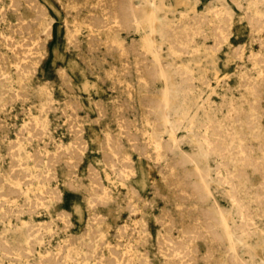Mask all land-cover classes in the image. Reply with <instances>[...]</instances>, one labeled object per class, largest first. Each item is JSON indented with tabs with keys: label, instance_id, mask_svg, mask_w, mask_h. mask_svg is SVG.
<instances>
[{
	"label": "rangeland",
	"instance_id": "obj_1",
	"mask_svg": "<svg viewBox=\"0 0 264 264\" xmlns=\"http://www.w3.org/2000/svg\"><path fill=\"white\" fill-rule=\"evenodd\" d=\"M116 1L115 0H107V1L106 0L105 1L104 0L103 1L102 0H56V1L55 0H32V1L31 0L28 1L0 0V24H1L0 42H3L0 44V60H1L0 73L2 72L0 75L1 78L0 108L2 109V110L0 109L1 110L0 111V124H1L0 126L1 127L0 128V264H43V262L45 264H56V263L57 264H97V262L99 264H105L106 262L107 264H116V263L133 264L134 262H135L134 264H165V263L192 264V262L193 261L195 262V260H197L195 264H203V263L230 264V260H229L230 258L228 259V257L230 256L228 255L229 253L227 251V248L225 249L226 247L225 243L217 242L212 238V236H210L205 231L203 227L204 226L203 218L201 217L202 216L201 204H199L198 199H196L197 197L192 190V181L194 180V177L190 176L191 165L186 161L185 157L186 155H192L196 151L195 140L198 139L196 125L192 127L191 131L194 133V135H192L188 128L189 127L188 118H185L180 123L176 124L177 127L176 136L179 140V148L184 152L183 155L179 154L180 155L179 156L177 154L179 153V150L172 147L169 150L170 153L169 152L164 153L162 155V158L160 159L156 157L154 150L150 145L149 135L152 133V128L160 124L159 112H160L162 81L160 79L158 69L161 66L167 74V79L170 84V88L177 89L180 98L185 96L184 99L187 105L190 106L189 111L191 115H193V113L196 112L198 113L200 118L207 116L213 119L215 122V132L218 134V138L217 141L215 142L214 151L210 154L208 159V165L210 166V173L212 178V181L210 182V187L215 198L218 199L223 204L226 202L225 196L223 194L222 186L218 184L219 175H217V172L224 173L225 171H228L235 175H239L241 178L245 180V183L248 188L249 196L252 197V201H253L251 202L249 211L251 213L250 215L253 218L255 224L252 225L251 228L252 230H254L255 228L256 231L255 230L254 231L256 234L252 235L251 239L249 240V243L251 244L249 245L237 243V251L239 257L247 264H263L264 261V242H263L264 215L263 214L264 213H261V211L264 209V206L261 204V199H259L256 196L264 197V184H263L264 183L263 181L264 180V78H263L264 77V53H263L264 52V36H263L264 35V0L262 2L261 0H231V1L230 0H178V1L177 0H116ZM153 2L157 5L158 20L162 21L163 23L162 28H164V33L162 34V36L159 35L158 33H153L151 36L145 22L142 23L143 25L142 29L141 27L137 28L135 24L131 22L127 23L125 20V16H123L127 12L129 13L130 6H132L136 10V13L140 17V19L143 20L144 12H147V10L150 7V4ZM38 3L40 4V6ZM238 3L240 4V6ZM76 4L77 6L79 5V7H77ZM120 4L122 6H120ZM123 4L126 5V7ZM34 5H36L35 10H33ZM42 5H43V9H42ZM127 5H129V8ZM175 5L178 7H175ZM71 6L73 7L70 8ZM117 6L118 8H116ZM123 6H124L123 10L127 9L124 10L126 11V13L122 10ZM208 8L210 12L208 11ZM107 9L110 11H108ZM214 11L216 12L215 14L213 13ZM115 12L116 13L118 12L117 13L118 15H116ZM111 13L113 14V16ZM2 15H3V19H2ZM115 16L120 17V19H118L119 21L118 25L115 24L114 21ZM4 17L7 18L4 19ZM100 18L102 21H104L103 22L104 24L102 23L101 20H99ZM186 18L187 19L189 18L188 21ZM90 19L93 20L91 21ZM124 20L127 23V25L126 23L124 25ZM206 20H208V22ZM25 22L26 25H24ZM38 22H42V23L39 24ZM31 23L34 24L32 25ZM218 25L221 28H219ZM40 26L42 27L40 28ZM120 26L123 28H121ZM216 26L218 28H216ZM168 27L169 28L172 27L173 29L172 28L169 29ZM16 31L18 33H16ZM174 32H176V36L174 35L175 34ZM12 33H15L16 35L15 34L13 35ZM25 34L27 35L26 37ZM217 34L221 37H219ZM147 35L152 37L153 39L152 44L147 45V43L145 42V37ZM29 36L32 37L30 38ZM8 37L11 40H8L9 39ZM93 37L95 38V40ZM96 37L97 39L100 38L102 41H100V39L97 40ZM68 40L69 42H67ZM259 41H261L262 44ZM39 43L40 44L42 43V46ZM89 43L91 44V46ZM3 46L5 47L3 48ZM117 46L118 48L116 49ZM108 49L109 51H107ZM16 50L19 52H17ZM92 51H94L95 53ZM137 51L139 55L137 54ZM117 52H119L120 54L119 53L117 54ZM85 55L86 57H84ZM31 56L34 57L32 58ZM156 56L158 58V59L156 58L158 62L155 59ZM23 58L24 59L26 58L24 62L22 61ZM118 59L120 61L122 59L121 63L123 65L122 64L119 65L120 62ZM6 60L7 62H9V66L8 63H6ZM13 60L15 62H13ZM90 60L92 62H90ZM135 60L137 64H133L135 63ZM31 62L33 63L31 64ZM23 64H25V66ZM85 64H87L86 66L88 68L84 66ZM125 67H127L128 71L127 70L124 71ZM21 70L22 72H20ZM123 76L125 79L123 78ZM113 81L115 82V84ZM251 81H253V83ZM112 82L113 84H111ZM20 91L22 92V94L20 93ZM13 94H15L14 97L12 96ZM140 95L141 96L144 95V96L141 97ZM146 97L147 98L149 97L152 101H150ZM143 98L146 99L144 100ZM51 100L53 103L49 102ZM138 100L139 101L142 100V102H139ZM66 101L70 103L67 104ZM143 102L146 105H144ZM70 104L72 105V107ZM68 105L70 106L68 107ZM203 106H205L204 109ZM257 106L260 108H258ZM227 109L229 111H227ZM142 112L145 114L143 115ZM139 113L141 115H139ZM70 116L73 118V120L71 119ZM77 116L79 119L77 118ZM127 120L129 122H127ZM75 121L78 124V126L75 123ZM67 122L70 123L68 124ZM72 122L76 126L75 129H74V125L72 126ZM123 122L125 123V125ZM150 126L152 127L151 129ZM135 127H136L135 130L138 129L137 131L135 130L133 131ZM145 128L147 131L145 130ZM24 129L27 131H25ZM128 130L131 132H128ZM5 132L8 133L6 134ZM125 132H127L128 135ZM35 133L36 135H34ZM108 135H110L109 137L113 140H111L108 137ZM103 137H105V139H103ZM126 139L128 140L126 141ZM19 140H21L22 143ZM165 140H167L166 136H165ZM74 141H76L78 144ZM8 145L11 146L8 147ZM24 145L26 146V148ZM133 145L134 148L136 147L137 149H134L132 147ZM145 146L148 149V151L147 149H145ZM31 149H33V152ZM36 149L39 152L36 151ZM106 151L108 152L110 151L111 153L107 152V156H106L105 154ZM147 152H149V154ZM77 153L79 155H77ZM111 155L114 157H111ZM103 156H104V160L102 158ZM143 156L146 158H143ZM108 157L111 158L110 161ZM129 157L131 160L129 159ZM105 158L107 160H105ZM150 158L152 160H150ZM40 160L42 163H40ZM76 160H78V162ZM174 160L176 163L173 162ZM164 162L166 163L164 164L166 166L162 167V164ZM69 163L70 165L67 167V164ZM105 163L108 165L110 164V166L106 165ZM124 163H126L125 166ZM119 165L120 167H118ZM90 166L92 168H90ZM108 167L110 169H108ZM159 168H163V169H159ZM165 169L169 172H167ZM171 169L173 171H171ZM181 170L182 173H180ZM123 171L124 173H122ZM3 172L5 175L2 174ZM8 172L10 174H8ZM67 172H69V174H67ZM93 172L96 174H94ZM66 174L69 176H66ZM98 176L100 177L98 178ZM175 176L177 177L175 178ZM181 176H183L184 178L183 177L181 178ZM80 179H81V183H80ZM161 179L163 182L161 181ZM182 179L184 182H182ZM164 181L168 184L164 183ZM187 182L189 183L187 184ZM81 184L84 187H82ZM186 185L187 188H185ZM188 186H190L191 188ZM99 187L101 190L99 189ZM189 188L192 191V194L190 193L191 191L189 190ZM256 189L259 190L257 191ZM45 190L48 191L47 194ZM92 190L95 191L92 192ZM183 190L185 193L183 192ZM91 192L93 195L91 194ZM161 192H163V194ZM186 192L188 193L187 195ZM258 192L260 193L262 192V193L260 194ZM37 195L41 199L40 201ZM123 197L125 198V200L123 199ZM50 198L52 199L50 200ZM151 198L153 199V201L151 200ZM173 198L174 201H172ZM254 198H256V200ZM96 199L98 202L96 201ZM185 200L188 202L187 204ZM115 201L117 205L115 204ZM96 202L99 203L100 205L99 204L95 205L97 204ZM109 202L112 203L110 204ZM132 202L133 204H131ZM47 204L49 206H47ZM260 204L262 207L260 206ZM178 206L179 208H177ZM162 207L163 208L165 207L164 210H162L163 209ZM180 209L181 211H179ZM118 211L120 212V214ZM111 212H113L114 214L112 215ZM254 212L255 214H252ZM258 213L263 217L260 215L258 216ZM96 215L100 218H98ZM101 215H103L102 218ZM95 219L101 221L97 222V220ZM199 219L200 221L202 220L201 223ZM113 220L115 222H113ZM156 220L159 221V224L156 223L158 222ZM195 220L197 222H195ZM174 224L177 227L179 226L177 230ZM182 225H184V227ZM62 226H64L65 228ZM128 226H130L131 228L129 227L130 228L129 229ZM192 226L194 228H192ZM142 229L144 230L142 231ZM188 229H190V231H188ZM163 231L165 232V234ZM126 232L129 233L127 234ZM189 232L190 235L188 234ZM191 232L193 234H191ZM205 233L207 234L205 235ZM126 234L128 235V237L125 236ZM84 235L87 236L84 237ZM163 235L167 236V238L171 237L170 238L171 240L168 238V240H170L171 243ZM181 235L183 236V238ZM186 235H188V238L191 239L193 242L189 240ZM175 237H176L175 239L176 241L173 240ZM202 237L206 241L203 240ZM257 237H259L260 241H262V245L259 246V248H257V245L255 244ZM73 238L78 244L73 243L75 242ZM95 238L96 240H94ZM128 239L129 240L131 239L130 243ZM157 241H161V242L158 243ZM180 241H182V243ZM106 242L108 245L109 244L110 245L107 246ZM215 242L218 244H216ZM86 243L87 246H85ZM144 243L146 244V246H144L145 245ZM120 244H121V248H120ZM171 245H173V247H171ZM184 245L185 247H188L187 249L188 251L190 250L189 252L184 247ZM178 247L179 249L181 248L182 249L177 250ZM172 248L175 250H173ZM70 249L73 251H71ZM107 249L110 251H107ZM143 249H145L147 252H144ZM126 250L129 252H127ZM170 251L172 252L170 253ZM213 251L214 253L215 252L217 253L213 254ZM118 252L119 253L123 252V253L119 254ZM63 253H65L66 255ZM210 253L212 256L208 255ZM246 253L248 254L246 255ZM132 254L134 255L132 256ZM175 254L177 257H179L178 258L179 261L177 260ZM12 255L15 256L13 257ZM205 256H208V259ZM192 257L195 258V260ZM69 258L73 260L71 261ZM126 258L127 260H129V262L126 260ZM130 258L133 260H131ZM186 258H188L189 260ZM199 258L201 261L199 260ZM107 260H109L110 262ZM123 260L124 262H121ZM207 260H210V262H208Z\"/></svg>",
	"mask_w": 264,
	"mask_h": 264
},
{
	"label": "bare ground",
	"instance_id": "obj_2",
	"mask_svg": "<svg viewBox=\"0 0 264 264\" xmlns=\"http://www.w3.org/2000/svg\"><path fill=\"white\" fill-rule=\"evenodd\" d=\"M11 1V0H10ZM28 1V0H27ZM32 1V0H31ZM56 1V0H55ZM103 1V0H102ZM105 1V0H104ZM107 1V0H106ZM116 1V0H115ZM178 1V0H177ZM231 1V0H230ZM263 0H261V2H262ZM71 2V1H70ZM74 2V1H73ZM80 2V1H79ZM78 2V3H79ZM82 2V1H81ZM99 2V1H98ZM117 2V1H116ZM124 2V1H123ZM152 2V1H151ZM184 2V1H183ZM260 2V1H259ZM37 3V2H36ZM35 3V4H36ZM108 3V2H107ZM114 3V2H113ZM121 3V2H120ZM125 3H127V2H125ZM240 3V2H239ZM238 3V4H239ZM23 4H24V2H23ZM33 4V3H32ZM39 4V3H38ZM58 4V3H57ZM84 4V3H83ZM87 4V3H86ZM100 4V3H99ZM106 4V3H105ZM111 4V3H110ZM122 4V3H121ZM120 4V6H122ZM132 4V3H131ZM162 4V3H161ZM181 4V3H180ZM18 5V4H17ZM65 5V4H64ZM67 5V4H66ZM80 5H81V3H80ZM124 5V4H123ZM186 5V4H185ZM184 5V6H185ZM33 6V5H32ZM35 6L36 5H34V9L33 10H35ZM39 6H40V4H39ZM75 6V5H74ZM76 6H77V4H76ZM89 6V5H88ZM97 6V5H96ZM101 6V5H100ZM105 6V5H104ZM109 6V5H108ZM125 7H126V5H124ZM124 6L122 7V10H123V8H124ZM128 6V8H129V5H127ZM239 6H240V4H239ZM28 7V6H27ZM73 6H71L70 8H72ZM77 7H79V5L77 6ZM110 7V6H109ZM175 7H178V6H176L175 5ZM14 8V7H13ZM37 8H38V6H37ZM62 8H64V7H62ZM76 8V7H75ZM81 8V7H80ZM85 8V7H84ZM89 8V7H88ZM91 8V7H90ZM94 8H96V7H94ZM93 8V9H94ZM114 8V7H113ZM116 8H118V6L116 7ZM7 9V8H6ZM42 9H43V5H42ZM64 9H66V8H64ZM77 9V8H76ZM104 9V8H103ZM112 9V8H111ZM121 9V8H120ZM14 10H16V9H14ZM32 10V11H33ZM73 10V9H72ZM108 10V9H107ZM124 10H127V9H124ZM123 10V11H124ZM9 11V10H8ZM12 11H13V9H12ZM25 11V10H24ZM83 11H85V10H83ZM95 11H96V9H95ZM105 11V10H104ZM108 11H110V10H108ZM195 11V10H194ZM208 11L210 12V10H209V8H208ZM217 11V10H216ZM48 12V11H47ZM46 12V13H47ZM74 12V11H73ZM79 12V11H78ZM85 12H87V11H85ZM125 13H126V11H124ZM15 13V12H14ZM33 13V12H32ZM43 13V12H42ZM67 13V12H66ZM89 13V12H88ZM100 13V12H99ZM116 13V12H115ZM118 13V12H117ZM116 13V15H118ZM142 13V12H141ZM214 14L216 13L215 11L213 12ZM48 14V13H47ZM83 14V13H82ZM112 14V13H111ZM35 15H37V14H35ZM78 15V14H77ZM88 15V14H87ZM86 15V16H87ZM97 15V14H96ZM102 15V14H101ZM107 15V14H106ZM5 16V15H4ZM21 16V15H20ZM73 16V15H72ZM85 16V17H86ZM112 16H113V14H112ZM123 16H125V20H126V22L128 23V22H131V23H133V24H135L136 25V27L138 28V27H141V29H142V27H143V25H142V23H144L145 22V24H146V26H147V28H148V31H149V33H150V35L152 36V34L153 33H158L159 35H161L162 36V34L164 33V28H162V26H163V23H162V21H159L158 20V17H157V5L153 2V3H151L150 4V7H149V9L147 10V12H144V16H143V20H141L140 19V17L137 15V13H136V10L132 7V6H130V9H129V13L127 12L125 15H123ZM187 16V15H186ZM193 16V15H192ZM205 16V15H204ZM203 16V17H204ZM39 17V16H38ZM94 17H95V15H94ZM100 17V16H99ZM98 17V18H99ZM121 17H122V15H121ZM211 17V16H210ZM7 18V17H6ZM5 17H4V19H6ZM72 18V17H71ZM74 18V17H73ZM205 18V17H204ZM2 19H3V15H2ZM87 19V18H86ZM107 19V18H106ZM118 19H120V17H117V16H115L114 17V21H115V24H117L118 25V23H119V21H118ZM187 19V18H186ZM185 19V20H186ZM189 19V18H188ZM188 19H187V21H188ZM202 19V18H201ZM200 19V20H201ZM213 19V18H212ZM41 20V19H40ZM39 20V21H40ZM91 20V19H90ZM89 20V21H90ZM93 20V19H92ZM91 20V21H92ZM98 20V19H97ZM99 20H101V18L99 19ZM111 20V19H110ZM125 20H124V25H125ZM210 20V19H209ZM252 20V19H251ZM260 20V19H259ZM20 21V20H19ZM24 21V20H23ZM45 21H46V19H45ZM51 21V20H50ZM102 21V20H101ZM108 21V20H107ZM207 22H208V20H206ZM3 22H4V20H3ZM33 22V21H32ZM65 22V21H64ZM63 22V23H64ZM104 21H102V23H103ZM109 22V21H108ZM23 23V22H22ZM28 23V22H27ZM39 24L40 23H42V22H38ZM49 23V22H48ZM86 23H88V22H86ZM92 23V22H91ZM94 23H95V21H94ZM97 23V22H96ZM123 23V22H122ZM127 23H126V25H127ZM4 24V23H3ZM17 24H19V23H17ZM32 24V23H31ZM34 24V23H33ZM32 24V25H33ZM65 24V23H64ZM63 24V25H64ZM93 24V23H92ZM100 24V23H99ZM104 24V23H103ZM108 24V23H107ZM114 24V25H115ZM168 24V23H167ZM1 25V24H0ZM8 25V24H7ZM10 25V24H9ZM24 25H26V22H25V24ZM51 25V24H50ZM96 25V24H95ZM95 25H93V26H95ZM124 25H122V26H124ZM178 25V24H177ZM13 26V25H12ZM16 26V25H15ZM14 26V27H15ZM20 26V25H19ZM37 26V25H36ZM97 26V25H96ZM102 26V25H101ZM131 26V25H130ZM219 26V25H218ZM223 26V25H222ZM10 27V26H9ZM9 27H7V28H9ZM21 27H22V24H21ZM24 27H26V26H24ZM33 27V26H32ZM42 26H40V28H41ZM67 27V26H66ZM108 27V26H107ZM121 27V26H120ZM6 28V29H7ZM26 28H28V27H26ZM65 28V27H64ZM94 28V27H93ZM96 28V27H95ZM121 28H123V27H121ZM128 28V27H127ZM126 28V29H127ZM130 28V27H129ZM169 28V27H168ZM172 28V27H171ZM171 28H169V29H171ZM196 28V27H195ZM216 28H218L217 26H216ZM219 28H221L220 26H219ZM249 28V27H248ZM261 28V27H260ZM20 29V28H19ZM23 29V28H22ZM28 29H30V28H28ZM32 29V28H31ZM35 29V28H34ZM48 29V28H47ZM72 29V28H71ZM100 29V28H99ZM110 29V28H109ZM118 29V28H117ZM136 29V28H135ZM173 29V28H172ZM198 29H200V28H198ZM212 29V28H211ZM250 29H251V27H250ZM249 29V30H250ZM40 30V29H39ZM67 30V29H66ZM69 30V29H68ZM76 30V29H75ZM176 30V29H175ZM214 30V29H213ZM212 30V31H213ZM216 30V29H215ZM263 30V29H262ZM9 31V30H8ZM15 31V30H14ZM26 31V30H25ZM41 31V30H40ZM108 31V30H107ZM119 31V30H118ZM193 31V30H192ZM198 31V30H197ZM7 32V31H6ZM21 32V31H20ZM30 32V31H29ZM35 32V31H34ZM33 32V33H34ZM68 32V31H67ZM75 32H77V31H75ZM88 32V31H87ZM103 32V31H102ZM219 32V31H218ZM256 32V31H255ZM262 32V31H261ZM260 32V33H261ZM1 33V32H0ZM5 33V32H4ZM16 33H18L17 31H16ZM31 33V32H30ZM39 33V32H38ZM43 33V32H42ZM44 33H45V31H44ZM43 33V34H44ZM69 33V32H68ZM93 33V32H92ZM107 33V32H106ZM114 33H115V31H114ZM173 33V32H172ZM175 34V36H176V32H174ZM199 33V32H198ZM214 33V32H213ZM217 33V32H216ZM220 33H221V31H220ZM263 33V32H262ZM7 34V33H6ZM13 35L15 34V33H12ZM76 34V33H75ZM202 34V33H201ZM200 34V35H201ZM219 34V33H218ZM217 34V35H218ZM16 35V34H15ZM23 35V34H22ZM36 35V34H35ZM47 35V34H46ZM66 35V34H65ZM64 35V36H65ZM100 35V34H99ZM198 35V34H197ZM206 35V34H205ZM221 35H222V33H221ZM227 35V34H226ZM6 36V35H5ZM27 35L25 34V37H26ZM38 36H40V35H38ZM42 36V35H41ZM82 36V35H81ZM94 36V35H93ZM215 36V35H214ZM219 36V35H218ZM258 36V35H257ZM264 36V35H263ZM2 37V36H1ZM10 37V36H9ZM8 37V38H9ZM30 37V36H29ZM32 37V36H31ZM30 37V38H31ZM69 37V36H68ZM71 37H73V36H71ZM91 37V36H90ZM139 37V36H138ZM173 37V36H172ZM205 37V36H204ZM207 37V36H206ZM219 37H221V36H219ZM225 37V36H224ZM223 37V38H224ZM94 38V37H93ZM21 39V38H20ZM27 39V38H26ZM36 39V38H35ZM96 39H97V37H96ZM100 38H98L97 40H99ZM104 39V38H103ZM202 39H203V37H202ZM219 39V38H218ZM8 40H11L10 38L8 39ZM32 40V39H31ZM39 40H40V38H39ZM73 40V39H72ZM94 40H95V38H94ZM114 40V39H113ZM257 40V39H256ZM3 41V40H2ZM16 41V40H15ZM18 41V40H17ZM22 41H23V39H22ZM26 41V40H25ZM42 41V40H41ZM44 41V40H43ZM71 41V40H70ZM75 41V40H74ZM100 41H102L101 39H100ZM112 41V40H111ZM110 41V42H111ZM250 41V40H249ZM252 41H253V39H252ZM12 42H14V41H12ZM66 42V41H65ZM67 42H69V40L67 41ZM86 42V41H85ZM90 42V41H89ZM109 42V41H108ZM118 42V41H117ZM130 42V41H129ZM145 42L147 43V45L148 44H152V42H153V39H152V37H150L149 35H147L146 37H145ZM260 43H261V41H259ZM259 42H257V43H259ZM1 43H3V42H0V44ZM17 43V42H16ZM19 43V42H18ZM29 43V42H28ZM44 43H46V42H44ZM77 43V42H76ZM105 43V42H104ZM103 43V44H104ZM116 43V42H115ZM27 44V43H26ZM36 44V43H35ZM40 44V43H39ZM67 44V43H66ZM90 44V43H89ZM93 44V43H92ZM106 44H107V42H106ZM114 44V43H113ZM130 44V43H129ZM133 44V43H132ZM131 44V45H132ZM262 44V43H261ZM260 44V45H261ZM33 45V44H32ZM41 46H42V43L40 44ZM86 45V44H85ZM94 45H95V43H94ZM93 45V46H94ZM140 45V44H139ZM7 46V45H6ZM27 46V45H26ZM41 46H39V47H41ZM44 46V45H43ZM67 46V45H66ZM70 46V45H69ZM90 46H91V44H90ZM89 46V47H90ZM108 46V45H107ZM109 46H111V45H109ZM168 46H169V44H168ZM5 46H3V48H4ZM18 47V46H17ZM36 47V46H35ZM71 47H73V46H71ZM87 47V46H86ZM104 47H105V45H104ZM115 47V46H114ZM141 47V46H140ZM140 47H137V48H140ZM10 48V47H9ZM15 48V47H14ZM34 48V47H33ZM32 48V49H33ZM97 48V47H96ZM118 48V46L116 47V49ZM126 48H127V46H126ZM25 49V48H24ZM92 49H94V48H92ZM237 49V48H236ZM6 50V49H5ZM77 50H78V48H77ZM80 50V49H79ZM86 50H87V48H86ZM106 50V49H105ZM128 50V49H127ZM136 50V49H135ZM192 50V49H191ZM242 50V49H241ZM259 50V49H258ZM17 51V50H16ZM21 51V50H20ZM34 51H37V50H34ZM100 51V50H99ZM107 51H109V49L107 50ZM9 52H10V50H9ZM17 52H19V51H17ZM91 52V51H90ZM92 52H94V51H92ZM97 52H98V50H97ZM126 52V51H125ZM129 52V51H128ZM127 52V53H128ZM136 52V51H135ZM195 52V51H194ZM236 52V51H235ZM234 52V53H235ZM4 53V52H3ZM14 53V52H13ZM22 53V52H21ZM25 53V52H24ZM31 53H34V52H31ZM38 53V52H37ZM44 53V52H43ZM95 53V52H94ZM101 53V52H100ZM103 53V52H102ZM119 52H117V54H118ZM131 53V52H130ZM140 53V52H139ZM142 53H143V51H142ZM178 53V52H177ZM264 53V52H263ZM16 54H18V53H16ZM39 54H41V53H39ZM38 54V55H39ZM90 54V53H89ZM99 54V53H98ZM109 54V53H108ZM113 54H115V53H113ZM120 54V53H119ZM137 54H138V51H137ZM233 54V53H232ZM261 54V53H260ZM6 55V54H5ZM15 55V54H14ZM27 55V54H26ZM75 55V54H74ZM96 55V54H95ZM94 55V56H95ZM101 55V54H100ZM105 55V54H104ZM134 55V54H133ZM139 55V54H138ZM137 55V56H138ZM155 55H156V53H155ZM154 55V56H155ZM190 55V54H189ZM257 55V54H256ZM19 56V55H18ZM17 56V57H18ZM29 56H30V53H29ZM103 56V55H102ZM107 56H109V55H107ZM120 56V55H119ZM126 56V55H125ZM136 56V57H137ZM239 56V55H238ZM263 56V55H262ZM3 57H4V55H3ZM32 57V56H31ZM34 57V56H33ZM32 57V58H33ZM84 57H86V55L84 56ZM92 57V56H91ZM90 57V58H91ZM106 57V56H105ZM118 57V56H117ZM139 57V56H138ZM8 58V57H7ZM13 58V57H12ZM30 58V57H29ZM37 58V57H36ZM101 58V57H100ZM112 58V57H111ZM120 58V57H119ZM133 58V57H132ZM157 58V56L155 57V59ZM239 58V57H238ZM21 59V58H20ZM26 59V58H25ZM24 58H23V62H24V60H25ZM42 59V58H41ZM104 59V58H103ZM134 59H136V58H134ZM142 59V58H141ZM144 59V58H143ZM158 59V58H157ZM157 59H156V61H157ZM248 59V58H247ZM5 60V59H4ZM9 60V59H8ZM17 60H18V58H17ZM29 60V59H28ZM112 60V59H111ZM119 60V59H118ZM118 60H117V62H118ZM126 60V59H125ZM124 60V61H125ZM133 60V59H132ZM1 61V60H0ZM34 61V60H33ZM36 61V60H35ZM81 61V60H80ZM85 61H87V60H85ZM94 61V60H93ZM103 61V60H102ZM116 61V60H115ZM121 61H122V59H121ZM121 61L119 60V65H121L122 63H121ZM127 61V60H126ZM13 62H15L14 60H13ZM18 62V61H17ZM22 62V63H23ZM26 62V61H25ZM84 62V61H83ZM90 62H92L91 60H90ZM101 62V61H100ZM107 62V61H106ZM141 62H142V60H141ZM144 62V61H143ZM158 62V61H157ZM5 63V62H4ZM6 63H8V66H9V62H7V60H6ZM28 63V62H27ZM33 62H31V64H32ZM37 63V62H36ZM127 63H129V62H127ZM260 63V62H259ZM92 64V63H91ZM94 64V63H93ZM133 64H137L136 63V60H135V63H133ZM143 64V63H142ZM159 64V63H158ZM24 66H25V64H23ZM87 64H85L84 66H86ZM100 65V64H99ZM103 65V64H102ZM123 65V64H122ZM127 65V64H126ZM145 65V64H144ZM160 65V64H159ZM5 66V65H4ZM31 66H33V65H31ZM37 66V65H36ZM129 66V65H128ZM139 66H140V64H139ZM161 66V65H160ZM177 66V65H176ZM30 67V66H29ZM87 67V66H86ZM114 67V66H113ZM124 67V66H123ZM134 67V66H133ZM236 67V66H235ZM19 68V67H18ZM18 68H17V70H18ZM27 68V67H26ZM31 68V67H30ZM59 68V67H58ZM88 68V67H87ZM95 68H97V67H95ZM119 68V67H118ZM131 68V67H130ZM149 68V67H148ZM237 68V67H236ZM254 68V67H253ZM10 69V68H9ZM109 69V68H108ZM107 69V70H108ZM115 69V68H114ZM146 69V68H145ZM252 69V68H251ZM23 70V69H22ZM22 70L20 71V72H22ZM25 70H27V69H25ZM34 70V69H33ZM57 70V69H56ZM124 70V69H123ZM128 71V69H127V67H125V70L124 71ZM138 70V69H137ZM242 70H243V68H242ZM61 71V70H60ZM63 71V70H62ZM98 71V70H97ZM109 71V70H108ZM118 71V70H117ZM116 71V72H117ZM134 71H135V69H134ZM145 71V70H144ZM143 71V72H144ZM18 72V71H17ZM55 72V71H54ZM90 72H91V70H90ZM107 72V71H106ZM112 72H113V69H112ZM142 72V71H141ZM249 72V71H248ZM2 73V72H1ZM1 73H0V75H1ZM13 73H15V72H13ZM26 73H27V71H26ZM30 73H32V72H30ZM101 73H103V72H101ZM118 73V72H117ZM126 73V72H125ZM134 73V72H133ZM135 73H136V71H135ZM138 73V72H137ZM147 73V72H146ZM158 73H159V76H160V79H161V81H162V91H161V97H160V112H159V118H160V124L157 126H154L153 128L150 126V129L152 128V133L149 135V141H150V145L152 146V149L154 150V153H155V155H156V157L157 158H162V155L164 154V153H167V152H169V150L173 147V148H176V149H178L179 150V153H177L178 155L180 154V155H183L184 154V152L179 148V140H178V138H177V136H176V131H177V127H176V124L177 123H180L182 120H184L185 118H188L189 120H188V125H189V131H190V133L192 134V135H194V133L191 131L192 130V127H194L195 125H196V128H197V133H198V139H196L195 140V143H196V151L192 154V155H186V161L191 165V174H190V176H192V177H194V180L192 181V190H193V192H194V194L196 195V199H198V202H199V204H201V211H202V218H203V223H204V229H205V231L210 235V236H212V238L214 239V240H216L217 242H221V243H225V249L227 248V251H228V255L230 256V257H228V259L230 260V264H247L246 262H244L240 257H239V255H238V251H237V243H242V244H244V245H249V244H251V243H249V240L251 239V237H252V235H255L256 233H255V228H254V230H252V228H251V226L252 225H254L255 223H254V220H253V218L251 217V213H250V211H249V209H250V205H251V202H253L252 201V197L251 196H249V193H248V188H247V185H246V183H245V180L243 179V178H241L239 175H235V174H233V173H231V172H228V171H225L224 173L222 172H217V175H219L218 177V184L220 185V186H222V190H223V194H224V196H225V203L223 204V203H221L218 199H216L215 198V196H214V194H213V192H212V190H211V187H210V182L212 181V178H211V173H210V166L208 165V159H209V156H210V154L214 151V146H215V142L217 141V138H218V134L215 132V122H214V120L213 119H211V118H209V117H203V118H200L199 117V115H198V113H193V115H191V113H190V106L189 105H187V103H186V101H185V99H184V97H179V95H178V90L177 89H171L170 88V84H169V82H168V79H167V74H166V72L163 70V68H162V66L161 67H159V69H158ZM108 74V73H107ZM111 74V73H110ZM8 75V74H7ZM13 75V74H12ZM17 75V74H16ZM20 75V74H19ZM25 75V74H24ZM28 75V74H27ZM105 75V74H104ZM109 75V74H108ZM107 75V76H108ZM135 75H137V74H135ZM140 75V74H139ZM6 76V75H5ZM10 76V75H9ZM26 76V75H25ZM24 76V77H25ZM106 76V75H105ZM105 76H103V77H105ZM124 76H126V75H124ZM124 76H123V78H124ZM147 76V75H146ZM145 76V77H146ZM215 76V75H214ZM16 77V76H15ZM28 77V76H27ZM141 77V76H140ZM142 77H144V76H142ZM148 77V76H147ZM6 78V77H5ZM10 78V77H9ZM9 78H8V80H9ZM62 78V77H61ZM100 78V77H99ZM129 78V77H128ZM250 78V77H249ZM264 78V77H263ZM1 79V78H0ZM11 79V78H10ZM63 79V78H62ZM62 79H60V80H62ZM108 79V78H107ZM125 79V78H124ZM150 79V78H149ZM151 79H154V78H151ZM192 79V78H191ZM3 80H4V77H3ZM72 80V79H71ZM100 80V79H99ZM103 80V79H102ZM138 80V79H137ZM140 80V79H139ZM143 80V79H142ZM146 80H147V78H146ZM145 80V81H146ZM194 80V79H193ZM192 80V81H193ZM242 80V79H241ZM241 80H240V82H241ZM1 81V80H0ZM67 81V80H66ZM120 81V80H119ZM119 81H117V82H119ZM136 81V80H135ZM184 81H185V79H184ZM245 81V80H244ZM61 82V81H60ZM114 82V81H113ZM113 82L111 83V84H113ZM116 82V83H117ZM248 82V81H247ZM250 82V81H249ZM252 83H253V81H251ZM16 83H17V81H16ZM15 83V84H16ZM121 83V82H120ZM205 83V82H204ZM23 84V83H22ZM27 84V83H26ZM46 84H48V83H46ZM60 84V83H59ZM63 84V83H62ZM114 84H115V82H114ZM129 84V83H128ZM136 84V83H135ZM239 84V83H238ZM118 85V84H117ZM121 85V84H120ZM4 86H5V84H4ZM66 86H69V85H66ZM65 86V87H66ZM136 86V85H135ZM209 86V85H208ZM36 87H38V86H36ZM123 87V86H122ZM125 87V86H124ZM129 87V86H128ZM25 88V87H24ZM41 88V87H40ZM51 88V87H50ZM155 88V87H154ZM180 88H182V87H180ZM244 88V87H243ZM245 89V88H244ZM1 90V89H0ZM52 90V89H51ZM66 90H67V88H66ZM112 90H114V89H112ZM123 90H125V89H123ZM145 90V89H144ZM147 90V89H146ZM246 90V89H245ZM3 91V90H2ZM16 91V90H15ZM7 92V91H6ZM6 92H3V93H6ZM19 92V91H18ZM37 92V91H36ZM119 92V91H118ZM126 92V91H125ZM131 92H132V90H131ZM138 92V91H137ZM154 92H156V91H154ZM159 92V91H158ZM13 93V92H12ZM11 93V94H12ZM20 93L22 94V92L20 91ZM38 93V92H37ZM36 93V94H37ZM122 93H123V91H122ZM127 93V92H126ZM257 93V92H256ZM39 94V93H38ZM14 95L15 94H13L12 96L14 97ZM120 95V94H119ZM130 95V94H129ZM135 95V94H134ZM145 95V94H144ZM144 95H140L141 97H143ZM223 95V94H222ZM17 96H19V95H17ZM30 96V95H29ZM39 96H41V95H39ZM127 96V95H126ZM132 96V95H131ZM207 96V95H206ZM111 97V96H110ZM198 97V96H197ZM221 97V96H220ZM4 98V97H3ZM10 98V97H9ZM39 98V97H38ZM117 98V97H116ZM120 98V97H119ZM137 98V97H136ZM147 98V97H146ZM145 98V99H146ZM34 99V98H33ZM144 99V98H143ZM142 99V100H143ZM144 99V100H145ZM147 99H149L150 101H152L149 97L147 98ZM153 99V98H152ZM206 99V98H205ZM69 100H70V98H69ZM142 100L141 101H139V102H142ZM254 100V99H253ZM23 101V100H22ZM68 101V100H67ZM66 101V102H67ZM126 101V100H125ZM131 101V100H130ZM150 101H148V102H150ZM13 102V101H12ZM40 102V101H39ZM49 102H52V100L51 101H49ZM76 102V101H75ZM117 102V101H116ZM119 102V101H118ZM145 102V101H144ZM144 102H143V104H144ZM10 103V102H9ZM53 103V102H52ZM68 103H70V102H67V104ZM78 103V102H77ZM138 103V102H137ZM146 103V102H145ZM11 104V103H10ZM14 104H15V102H14ZM19 104H20V102H19ZM48 104V103H47ZM63 104H65V103H63ZM112 104V103H111ZM139 104V103H138ZM147 104V103H146ZM146 104H144V105H146ZM1 105H4V104H1ZM71 105V104H70ZM70 105H68V107L70 106ZM115 105V104H114ZM141 105H142V103H141ZM143 105V106H144ZM201 105V104H200ZM200 105H199V108H200ZM230 105V104H229ZM257 105V104H256ZM66 106V105H65ZM78 106V105H77ZM95 106V105H94ZM101 106V105H100ZM125 106V105H124ZM134 106H135V104H134ZM142 106V107H143ZM149 106V105H148ZM202 106V105H201ZM231 106V105H230ZM47 107V106H46ZM67 107V108H68ZM71 107H72V105H71ZM102 107V106H101ZM119 107V106H118ZM204 107L205 106H203V109H204ZM208 107V106H207ZM258 107V106H257ZM27 108V107H26ZM120 108V107H119ZM140 108V107H139ZM150 108V107H149ZM258 108H260V107H258ZM1 109V108H0ZM10 109V108H9ZM14 109V108H13ZM109 109V108H108ZM112 109V108H111ZM110 109V110H111ZM114 109V108H113ZM262 109V108H261ZM2 110V109H1ZM0 110V111H1ZM24 110V109H23ZM72 110V109H71ZM150 110V109H149ZM234 110H237V109H234ZM263 110V109H262ZM56 111V110H55ZM109 111V110H108ZM113 111V110H112ZM111 111V112H112ZM216 111V110H215ZM227 111H229L228 109H227ZM232 111V110H231ZM9 112V111H8ZM28 112V111H27ZM39 112V111H38ZM37 112V113H38ZM41 112V111H40ZM62 112H63V110H62ZM118 112V111H117ZM123 112V111H122ZM141 112V111H140ZM147 112V111H146ZM149 112V111H148ZM207 112V111H206ZM243 112V111H242ZM24 113V112H23ZM60 113V112H59ZM105 113H106V110H105ZM113 113V112H112ZM114 113H116V112H114ZM125 113V112H124ZM131 113V112H130ZM143 113V112H142ZM228 113H230V112H228ZM247 113V112H246ZM6 114V113H5ZM31 114V113H30ZM65 114V113H64ZM70 114H72V113H70ZM69 114V115H70ZM75 114V113H74ZM99 114V113H98ZM123 114V113H122ZM145 113H143V115H144ZM147 114V113H146ZM150 114V113H149ZM212 114V113H211ZM215 114V113H214ZM4 115V114H3ZM41 115V114H40ZM139 115H141L140 113H139ZM206 115V114H205ZM227 115V114H226ZM7 116V115H6ZM10 116V115H9ZM75 116V115H74ZM87 116V115H86ZM101 116V115H100ZM117 116V115H116ZM115 116V117H116ZM124 116V115H123ZM128 116V115H127ZM57 117V116H56ZM71 117V116H70ZM143 117V116H142ZM216 117V116H215ZM229 117V116H228ZM9 118V117H8ZM75 118V117H74ZM77 118H78V116H77ZM111 118H112V116H111ZM110 118V119H111ZM147 118V117H146ZM146 118H145V120H146ZM149 118V117H148ZM249 118H251V117H249ZM71 119L73 120V118L71 117ZM79 119V118H78ZM115 119V118H114ZM139 119V118H138ZM4 120V119H3ZM68 120V119H67ZM67 120H65V121H67ZM75 120V119H74ZM125 120V119H124ZM155 120V119H154ZM229 120V119H228ZM143 121H144V119H143ZM152 121H153V119H152ZM39 122V121H38ZM74 122V121H73ZM73 122H72V126L74 125L73 124ZM97 122V121H96ZM114 122H115V120H114ZM125 122V121H124ZM123 122V123H124ZM127 122H129L128 120H127ZM133 122H135V121H133ZM149 122V121H148ZM62 123V122H61ZM68 123V122H67ZM70 123V122H69ZM68 123V124H69ZM75 123H76V121H75ZM121 123V122H120ZM154 123V122H153ZM152 123V124H153ZM30 124V123H29ZM32 124V123H31ZM63 124V123H62ZM61 124V125H62ZM67 124V125H68ZM77 124V123H76ZM107 124V123H106ZM128 124V123H127ZM148 124V123H147ZM36 125V124H35ZM99 125V124H98ZM124 125H125V123H124ZM131 125V124H130ZM140 125V124H139ZM226 125V124H225ZM0 126H1V124H0ZM22 126V125H21ZM77 126H78V124H77ZM118 126V125H117ZM121 126V125H120ZM127 126V125H126ZM147 126V125H146ZM32 127V126H31ZM75 125H74V129H75ZM81 127V126H80ZM119 127V126H118ZM128 127H129V125H128ZM144 127H145V125H144ZM149 127V126H148ZM1 128V127H0ZM23 128V127H22ZM29 128H30V126H29ZM40 128H41V126H40ZM70 128V127H69ZM68 128V129H69ZM82 128V127H81ZM229 128V127H228ZM21 129V128H20ZM72 129V128H71ZM121 129V128H120ZM126 129V128H125ZM136 129V127L133 129V131ZM140 129V128H139ZM143 129V128H142ZM218 129V128H217ZM25 130V129H24ZM23 130V131H24ZM43 130V129H42ZM82 130V129H81ZM118 130V129H117ZM138 130V129H137ZM137 130H135V131H137ZM145 130H146V128H145ZM22 131V132H23ZM25 131H27V130H25ZM44 131V130H43ZM70 131V130H69ZM68 131V132H69ZM75 131H77V130H75ZM126 131V130H125ZM147 131V130H146ZM79 132V131H78ZM106 132V131H105ZM108 132V131H107ZM109 132H111V131H109ZM128 132H131V131H129L128 130ZM6 133V132H5ZM8 133V132H7ZM6 133V134H7ZM24 133V132H23ZM40 133H41V131H40ZM125 133H127V132H125ZM139 133V132H138ZM137 133V134H138ZM27 134V133H26ZM43 134V133H42ZM70 134V133H69ZM76 134V133H75ZM74 134V135H75ZM110 134V133H109ZM124 134V133H123ZM131 134V133H130ZM146 134V133H145ZM144 134V135H145ZM34 135H36V133L34 134ZM79 135V134H78ZM116 135V134H115ZM126 135V134H125ZM124 135V136H125ZM127 135H128V133H127ZM143 135V136H144ZM33 136V135H32ZM77 136V135H76ZM105 136H107V135H105ZM110 135H108V137H109ZM117 136V135H116ZM147 136V135H146ZM165 136L167 137V140H165ZM229 136V135H228ZM35 137V136H34ZM140 137V136H139ZM20 138H21V136H20ZM45 138V137H44ZM72 138V137H71ZM110 138V137H109ZM131 138V137H130ZM136 138V137H135ZM144 138V137H143ZM16 139V138H15ZM25 139V138H24ZM24 139H22V140H24ZM39 139V138H38ZM47 139V138H46ZM103 139H105V137H103ZM106 139H107V137H106ZM111 139V138H110ZM109 139V140H110ZM116 139V138H115ZM121 139V138H120ZM125 139V138H124ZM129 139V138H128ZM128 139H126V141L128 140ZM137 139V138H136ZM37 140V139H36ZM41 140V139H40ZM77 140V139H76ZM111 140H113V139H111ZM20 142H21V140H19ZM34 141H35V139H34ZM48 141V140H47ZM103 141V140H102ZM105 141V140H104ZM115 141V140H114ZM119 141V140H118ZM125 141V140H124ZM136 141V140H135ZM140 141H141V139H140ZM148 141V140H147ZM219 141V140H218ZM12 142V141H11ZM25 142H27V141H25ZM39 142V141H38ZM52 142V141H51ZM74 142H76V141H74ZM79 142V141H78ZM108 142V141H107ZM122 142V141H121ZM130 142V141H129ZM1 143H2V141H1ZM14 143H15V141H14ZM22 143V142H21ZM30 143V142H29ZM37 143V142H36ZM77 143V142H76ZM85 143V142H84ZM102 143V142H101ZM100 143V144H101ZM106 143V142H105ZM113 143V142H112ZM115 143V142H114ZM119 143V142H118ZM137 143V142H136ZM140 143V142H139ZM68 144V143H67ZM72 144V143H71ZM78 144V143H77ZM104 144V143H103ZM111 144V143H110ZM132 144H134V143H132ZM143 144V143H142ZM15 145V144H14ZM13 145V146H14ZM30 145V144H29ZM41 145H42V143H41ZM73 145V144H72ZM112 145V144H111ZM146 145V144H145ZM148 145H149V143H148ZM11 146V145H10ZM9 145H8V147H10ZM25 146V145H24ZM52 146V145H51ZM78 146V145H77ZM113 146V145H112ZM127 146V145H126ZM143 146V145H142ZM68 147V146H67ZM86 147V146H85ZM102 147H103V145H102ZM101 147V148H102ZM111 147V146H110ZM115 147V146H114ZM133 148H134V145L132 146ZM138 147V146H137ZM25 148H26V146H25ZM44 148H45V146H44ZM61 148V147H60ZM59 148V149H60ZM81 148V147H80ZM83 148V147H82ZM142 148V147H141ZM149 148V147H148ZM9 149V148H8ZM16 149V148H15ZM41 149V148H40ZM54 149H56V148H54ZM110 149V148H109ZM132 149V148H131ZM134 149H137L136 147L134 148ZM145 149H147L146 148V146H145ZM144 149V150H145ZM150 149V148H149ZM10 150V149H9ZM8 150V151H9ZM32 150V152H33V149H31ZM58 150V149H57ZM77 150V149H76ZM79 150V149H78ZM104 150V149H103ZM105 150H106V148H105ZM104 150V151H105ZM122 150V149H121ZM130 150V149H129ZM18 151V150H17ZM36 151H38L37 149H36ZM66 151V150H65ZM80 151V150H79ZM134 151V150H133ZM139 151V150H138ZM141 151V150H140ZM147 151H148V149H147ZM151 151V150H150ZM39 152V151H38ZM38 152H37V155H38ZM46 152V151H45ZM76 152H78V151H76ZM82 152V151H81ZM107 152L108 151H106L105 152V154H106V156H107ZM110 152V151H109ZM108 152V153H109ZM219 152V151H218ZM7 153H10V152H7ZM52 153V152H51ZM111 153V152H110ZM113 153V152H112ZM139 153V152H138ZM144 153H145V151H144ZM148 154H149V152H147ZM151 153V152H150ZM153 153V152H152ZM170 153V152H169ZM34 154V153H33ZM58 154V153H57ZM75 154V153H74ZM114 154V153H113ZM117 154V153H116ZM16 155H17V153H16ZM44 155H46V154H44ZM54 155V154H53ZM71 155V154H70ZM77 155H79L78 153H77ZM84 155V154H83ZM119 155V154H118ZM145 155V154H144ZM177 155V156H178ZM179 155V156H180ZM9 156V155H8ZM11 156V155H10ZM15 156V155H14ZM60 156V155H59ZM72 156H73V153H72ZM71 156V157H72ZM110 156V155H109ZM126 156V155H125ZM128 156V155H127ZM149 156V155H148ZM174 156V155H173ZM178 156V157H179ZM34 157V156H33ZM54 157V156H53ZM57 157V156H56ZM66 157V156H65ZM65 157H64V159H65ZM70 157V156H69ZM77 157V156H76ZM111 157H114V156H112L111 155ZM164 157V156H163ZM177 157V158H178ZM216 157V156H215ZM15 158V157H14ZM32 158V157H31ZM74 158V157H73ZM78 158V157H77ZM103 158V160H104V156L102 157ZM109 158V157H108ZM119 158V157H118ZM122 158V157H121ZM143 158H146V157H144L143 156ZM29 159V158H28ZM55 159V158H54ZM63 159V158H62ZM62 159H61V161H62ZM68 159V158H67ZM76 159V158H75ZM110 159L111 158H109V161H110ZM116 159V158H115ZM114 159V160H115ZM129 159H130V157H129ZM10 160V159H9ZM35 160V159H34ZM42 160V159H41ZM41 160H40V163H42L41 162ZM74 160V159H73ZM105 160H107L106 158H105ZM123 160H124V158H123ZM131 160V159H130ZM150 160H152L151 158H150ZM166 160V159H165ZM164 160V161H165ZM179 160V159H178ZM31 161V160H30ZM37 161V160H36ZM66 161V160H65ZM75 161V160H74ZM77 162H78V160H76ZM160 161V160H159ZM172 161V160H171ZM56 162V161H55ZM60 162V161H59ZM73 162V161H72ZM118 162V161H117ZM116 162V163H117ZM123 162V161H122ZM153 162V161H152ZM154 162H156V161H154ZM167 162V161H166ZM173 162H175V160L173 161ZM11 163V162H10ZM24 163V162H23ZM33 163V162H32ZM36 163V162H35ZM68 163V162H67ZM80 163V162H79ZM108 163V162H107ZM110 163V162H109ZM119 163V162H118ZM176 163V162H175ZM178 163V162H177ZM74 164V163H73ZM106 164V163H105ZM125 164L126 163H124V166H125ZM164 164H166L165 162L162 164V167L163 166H166V165H164ZM168 164H169V161H168ZM167 164V165H168ZM171 164V163H170ZM173 164V163H172ZM24 165H26V164H24ZM70 165V163L69 164H67V167ZM76 165V164H75ZM106 165H108V164H106ZM118 165V164H117ZM122 165V164H121ZM176 165V164H175ZM10 166V165H9ZM9 166H8V168H9ZM13 166V165H12ZM72 166V165H71ZM108 166H110V164L108 165ZM127 166V165H126ZM172 166V165H171ZM74 167V166H73ZM78 167V166H77ZM76 167V168H77ZM113 167V166H112ZM118 167H120V165L118 166ZM173 167V166H172ZM178 167H179V165H178ZM17 168V167H16ZM90 168H92L91 166H90ZM125 168V167H124ZM123 168V169H124ZM174 168H175V166H174ZM181 168V167H180ZM12 169H13V167H12ZM47 169V168H46ZM54 169V168H53ZM72 169V168H71ZM74 169V168H73ZM89 169V168H88ZM108 169H110L109 167H108ZM117 169V168H116ZM122 169V170H123ZM159 169H163V168H159ZM168 169H169V166H168ZM173 169V168H172ZM171 169V171H173ZM182 169V168H181ZM244 169V168H243ZM10 170V169H9ZM55 170V169H54ZM53 170V171H54ZM93 170V169H92ZM91 170V171H92ZM112 170V169H111ZM110 170V171H111ZM166 170V169H165ZM183 170V169H182ZM182 170H181V172L180 173H182ZM188 170V169H187ZM69 171H71V170H69ZM113 171H114V169H113ZM134 171V170H133ZM161 171V170H160ZM167 171V170H166ZM262 171V170H261ZM10 172V171H9ZM8 172V174H10ZM20 172V171H19ZM96 172V171H95ZM167 172H169V171H167ZM242 172V171H241ZM89 173V172H88ZM94 173V172H93ZM99 173V172H98ZM122 173H124V171L122 172ZM129 173V172H128ZM163 173V172H162ZM176 173H178V172H176ZM2 174H4V172L2 173ZM7 174V173H6ZM34 174V173H33ZM55 174V173H54ZM56 174H57V172H56ZM55 174V175H56ZM67 174H69V172H67ZM66 174V176H69V175H67ZM75 174V173H74ZM92 174V173H91ZM94 174H96V173H94ZM112 174H114V173H112ZM118 174V173H117ZM120 174V173H119ZM130 174V173H129ZM172 174V173H171ZM185 174V173H184ZM5 175V174H4ZM3 175V176H4ZM31 175V174H30ZM55 175H54V177H55ZM99 175V174H98ZM165 175V174H164ZM170 175V174H169ZM180 175H182V174H180ZM215 175V174H214ZM257 175H259V174H257ZM36 176V175H35ZM72 176V175H71ZM71 176H70V178H71ZM88 176V175H87ZM86 176V177H87ZM158 176V175H157ZM172 176V175H171ZM19 177V176H18ZM57 177V176H56ZM75 177H77V176H75ZM95 177V176H94ZM100 176H98V178H99ZM117 177V176H116ZM115 177V178H116ZM127 177V176H126ZM159 177H160V175H159ZM158 177V178H159ZM162 177H163V175H162ZM177 176H175V178H176ZM183 176H181V178H182ZM65 178H67V177H65ZM69 178V177H68ZM74 178V177H73ZM98 178H96V179H98ZM184 178V177H183ZM259 178V177H258ZM6 179H7V177H6ZM18 179V178H17ZM21 179V178H20ZM33 179V178H32ZM47 179V178H46ZM45 179V180H46ZM85 179V178H84ZM87 179V178H86ZM95 179V180H96ZM163 179V178H162ZM162 179H161V181H162ZM45 180H44V182H45ZM57 180V179H56ZM92 180V179H91ZM94 180V181H95ZM122 180V179H121ZM170 180V179H169ZM61 181V180H60ZM73 181V180H72ZM99 181V180H98ZM125 181V180H124ZM176 181V180H175ZM264 181V180H263ZM22 182V181H21ZM38 182V181H37ZM68 182H69V180H68ZM91 182H93V181H91ZM90 182V183H91ZM163 182V181H162ZM170 182V181H169ZM173 182V181H172ZM182 182H184L183 181V179H182ZM80 183H81V179H80ZM98 183V182H97ZM100 183V182H99ZM164 183H166L165 181H164ZM163 183V184H164ZM174 183V182H173ZM176 183H178V182H176ZM181 183V182H180ZM189 182H187V184H188ZM76 184V183H75ZM87 184V183H86ZM166 184H168V183H166ZM185 184V183H184ZM264 184V183H263ZM2 185V184H1ZM5 185H6V183H5ZM41 185H42V183H41ZM68 185V184H67ZM90 185V184H89ZM154 185V184H153ZM152 185V186H153ZM183 185V184H182ZM11 186V185H10ZM30 186V185H29ZM80 186V185H79ZM81 186H82V184H81ZM97 186V185H96ZM99 186H100V184H99ZM151 186V185H150ZM176 186V185H175ZM179 186H180V184H179ZM184 186V185H183ZM9 187V186H8ZM82 187H84V186H82ZM93 187V186H92ZM98 187V186H97ZM103 187V186H102ZM178 187V186H177ZM188 187H190V186H188ZM249 187V186H248ZM25 188V187H24ZM71 188V187H70ZM69 188V189H70ZM151 188V187H150ZM157 188V187H156ZM175 188V187H174ZM185 188H187V185H186V187ZM191 188V187H190ZM190 188H189V190H190ZM20 189V188H19ZM48 189V188H47ZM78 189V188H77ZM86 189H87V187H86ZM85 189V190H86ZM91 189V188H90ZM93 189V188H92ZM99 189H100V187H99ZM172 189V188H171ZM176 189V188H175ZM181 189H184V188H181ZM180 189V190H181ZM253 189V188H252ZM101 190V189H100ZM109 190V189H108ZM157 190V189H156ZM257 190V189H256ZM259 190V189H258ZM257 190V191H258ZM262 190V189H261ZM46 191V190H45ZM79 191V190H78ZM88 191H90V190H88ZM93 191H95V190H92V192ZM188 191V190H187ZM191 191V190H190ZM11 192V191H10ZM41 192V191H40ZM47 192L48 191H46V194H47ZM51 192V191H50ZM53 192V191H52ZM73 192V191H72ZM83 192V191H82ZM92 192H91V194H92ZM130 192V191H129ZM168 192V191H167ZM166 192V193H167ZM179 192V191H178ZM183 192H184V190H183ZM99 193V192H98ZM103 193H104V191H103ZM162 194H163V192H161ZM169 193V192H168ZM180 193V192H179ZM185 193V192H184ZM191 194H192V191L190 192ZM258 193H260V192H258ZM262 193V192H261ZM260 193V194H261ZM23 194V193H22ZM89 194V193H88ZM102 194V193H101ZM126 194V193H125ZM155 194V193H154ZM171 194V193H170ZM188 193L186 192V195H187ZM191 194H190V196H191ZM256 194V193H255ZM60 195V194H59ZM93 195V194H92ZM91 195V196H92ZM127 195V194H126ZM131 195V194H130ZM133 195V194H132ZM38 196V195H37ZM47 196V195H46ZM58 196V195H57ZM95 196V195H94ZM107 196H108V194H107ZM124 196V195H123ZM154 196V195H153ZM172 196V195H171ZM180 196V195H179ZM178 196V197H179ZM189 196V197H190ZM255 196V195H254ZM4 197V196H3ZM53 197H54V194H53ZM89 197V196H88ZM99 197V196H98ZM105 197H106V195H105ZM110 197V196H109ZM125 197V196H124ZM123 197V199L125 200V198ZM166 197V196H165ZM173 197V196H172ZM256 197H258L259 199H261V204L264 206V197H259V196H256ZM34 198V197H33ZM38 198H39V196H38ZM138 198H139V196H138ZM160 198V197H159ZM159 198H158V200H159ZM169 198V197H168ZM183 198V197H182ZM17 199V198H16ZM20 199V198H19ZM37 199V198H36ZM52 198H50V200H51ZM130 199V198H129ZM162 199V198H161ZM180 199H181V197H180ZM192 199H194V198H192ZM255 200H256V198H254ZM41 199L39 198V201H40ZM86 200V199H85ZM101 200V199H100ZM111 200V199H110ZM115 200H116V198H115ZM138 200V199H137ZM136 200V201H137ZM151 200L153 201V199L151 198ZM165 200V199H164ZM188 200V199H187ZM15 201V200H14ZM55 201H56V199H55ZM96 201H97V199H96ZM104 201V200H103ZM112 201V200H111ZM140 201H141V199H140ZM144 201V200H143ZM151 201V202H152ZM161 201V200H160ZM168 201H169V199H168ZM172 201H174V198H173V200ZM186 201V200H185ZM258 201V200H257ZM23 202V201H22ZM21 202V203H22ZM34 202V201H33ZM58 202V201H57ZM98 202V201H97ZM96 202V203H97ZM191 202V201H190ZM198 202H197V204H198ZM104 203V202H103ZM110 203V202H109ZM112 203V202H111ZM110 203V204H111ZM130 203V202H129ZM148 203H150V202H148ZM156 203V202H155ZM154 203V204H155ZM166 203V202H165ZM188 202L186 201V204H187ZM258 203V202H257ZM42 204V203H41ZM99 203H97V204H95V205H98ZM115 204H116V201H115ZM131 204H133V202L131 203ZM147 204V203H146ZM172 204V203H171ZM183 204H184V202H183ZM190 204V203H189ZM261 204H260V206H261ZM35 205V204H34ZM91 205V204H90ZM100 205V204H99ZM102 205V204H101ZM106 205V204H105ZM108 205V204H107ZM117 205V204H116ZM128 205V204H127ZM145 205V204H144ZM167 205H169V204H167ZM173 205H174V203H173ZM177 205H179V204H177ZM191 205V204H190ZM193 205V204H192ZM258 205V204H257ZM256 205V206H257ZM36 206V205H35ZM40 206V205H39ZM47 206H49L48 204H47ZM131 206V205H130ZM133 206V205H132ZM155 206V205H154ZM181 206H183V205H181ZM255 206V205H254ZM43 207V206H42ZM46 207V206H45ZM96 207V206H95ZM100 207H102V206H100ZM188 207V206H187ZM259 207V206H258ZM262 207V206H261ZM36 208V207H35ZM47 208V207H46ZM94 208V207H93ZM105 208V207H104ZM118 208V207H117ZM116 208V209H117ZM128 208V207H127ZM126 208V209H127ZM132 208V207H131ZM141 208V207H140ZM150 208H152V207H150ZM163 208V207H162ZM165 208V207H164ZM164 208L162 209V210H164ZM177 208H179V206L177 207ZM176 208V209H177ZM197 208V207H196ZM200 208V207H199ZM257 208V207H256ZM54 209V208H53ZM90 209H92V208H90ZM115 209V208H114ZM125 209V208H124ZM136 209V208H135ZM145 209V208H144ZM35 210V209H34ZM118 210V209H117ZM129 210V209H128ZM161 210V211H162ZM167 210V209H166ZM200 210V209H199ZM252 210V209H251ZM259 210H260V208H259ZM262 210V209H261ZM160 211V212H161ZM173 211V210H172ZM179 211H181V209L179 210ZM193 211V210H192ZM263 211V212H262ZM261 211V213H264V209ZM91 212H93V211H91ZM119 212V211H118ZM166 212H168V211H166ZM195 212V211H194ZM197 212V211H196ZM66 213V212H65ZM112 213V215L114 214L113 212H111ZM174 213V212H173ZM60 214H62V213H60ZM60 214H59V216H60ZM119 214H120V212H119ZM132 214H134V213H132ZM131 214V215H132ZM171 214V213H170ZM175 214V213H174ZM180 214V213H179ZM184 214V213H183ZM188 214V213H187ZM190 214V213H189ZM252 214H255V212L254 213H252ZM66 215V214H65ZM94 215V214H93ZM126 215V214H125ZM166 215V214H165ZM201 215V214H200ZM260 214L258 213V216H259ZM264 215V214H263ZM56 216V215H55ZM62 216V215H61ZM97 216V215H96ZM95 216V217H96ZM120 216V215H119ZM130 216V215H129ZM136 216V215H135ZM134 216V217H135ZM184 216V215H183ZM194 216V215H193ZM257 216V215H256ZM257 216V217H258ZM260 216H262V215H260ZM91 217V216H90ZM93 217V216H92ZM98 217V216H97ZM103 217V215H101V218ZM165 217H167V216H165ZM172 217V216H171ZM174 217V216H173ZM192 217V216H191ZM199 217V216H198ZM253 217H255V216H253ZM263 217V216H262ZM60 218V217H59ZM98 218H100V217H98ZM127 218V217H126ZM169 218V217H168ZM183 218V217H182ZM61 219V218H60ZM111 219V218H110ZM139 219V218H138ZM141 219H143V218H141ZM140 219V220H141ZM155 219V218H154ZM188 219V218H187ZM90 220V219H89ZM91 220H94V219H91ZM95 220H97V219H95ZM107 220V219H106ZM115 220V219H114ZM113 220V222H115ZM164 220V219H163ZM173 220V219H172ZM176 220V219H175ZM198 220V219H197ZM66 221V220H65ZM86 221V220H85ZM99 220H97V222H98ZM101 221V220H100ZM99 221V222H100ZM138 221V220H137ZM156 221H158V220H156ZM180 221V220H179ZM199 221H200V219H199ZM202 221V220H201ZM201 221H200V223H201ZM259 221H260V219H259ZM51 222V221H50ZM60 222V221H59ZM134 222V221H133ZM139 222V221H138ZM178 222V221H177ZM176 222V223H177ZM187 222V221H186ZM195 222H197L196 220H195ZM49 223V222H48ZM125 223V222H124ZM132 223V222H131ZM156 223H158L159 224V221L158 222H156ZM173 223V222H172ZM174 223H175V221H174ZM180 223V222H179ZM183 223V222H182ZM190 223V222H189ZM192 223V222H191ZM92 224V223H91ZM133 224V223H132ZM157 224V225H158ZM65 225V224H64ZM88 225V224H87ZM134 225H136V224H134ZM168 225V224H167ZM175 225V224H174ZM190 225V224H189ZM125 226V225H124ZM131 226V225H130ZM130 226H128V228L130 227ZM139 226V225H138ZM146 226V225H145ZM162 226V225H161ZM166 226V225H165ZM183 227H184V225H182ZM191 226V225H190ZM200 226V225H199ZM198 226V227H199ZM62 227H64V226H62ZM87 227V226H86ZM179 227V226H178ZM176 225H175V228H176V230H177V228H178ZM65 228V227H64ZM93 228V227H92ZM131 228V227H130ZM129 228V229H130ZM133 228V227H132ZM134 228H135V226H134ZM147 228V227H146ZM160 228V227H159ZM174 228V227H173ZM174 228V229H175ZM192 228H194L193 226H192ZM197 228V227H196ZM200 228V227H199ZM107 229H109V228H107ZM123 229V228H122ZM163 229V228H162ZM168 229H170V228H168ZM172 229V228H171ZM183 229V228H182ZM191 229V228H190ZM190 229H188V231H190ZM119 230V229H118ZM117 230V231H118ZM139 230V229H138ZM144 229H142V231H143ZM184 230V229H183ZM186 230H187V228H186ZM259 230V229H258ZM85 231V230H84ZM91 231V230H90ZM94 231V230H93ZM108 231V230H107ZM122 231V230H121ZM126 231V230H125ZM133 231V230H132ZM132 231H130V232H132ZM167 231H169V230H167ZM172 231V230H171ZM180 231H181V229H180ZM194 231V230H193ZM164 232V231H163ZM177 232V231H176ZM183 232V231H182ZM181 232V233H182ZM186 232V231H185ZM200 232H202V231H200ZM85 233V232H84ZM83 233V234H84ZM97 233V232H96ZM123 233H125V232H123ZM127 233V232H126ZM129 233V232H128ZM127 233V234H128ZM207 233H205V235L207 234ZM81 234V233H80ZM79 234V235H80ZM116 234V233H115ZM125 235V236H127L128 237V235ZM164 234H165V232H164ZM172 234V233H171ZM187 234V233H186ZM189 235H190V232L188 233ZM191 234H193L192 232H191ZM195 234V233H194ZM78 235V236H79ZM114 235V234H113ZM119 235V234H118ZM133 235V234H132ZM142 235V234H141ZM145 235V234H144ZM183 235V234H182ZM181 235V236H182ZM185 235V234H184ZM196 235V234H195ZM195 235H193V236H195ZM204 235V234H203ZM259 235H260V233H259ZM87 236V235H86ZM85 235H84V237H86ZM121 236V235H120ZM123 236V235H122ZM134 236V235H133ZM132 236V237H133ZM161 236V235H160ZM164 237H166L167 238V236H165V235H163ZM168 236H170V235H168ZM187 236V238H188V235H186ZM186 236H185V238H186ZM192 236V237H193ZM197 236H198V234H197ZM74 237V236H73ZM98 237V236H97ZM96 237V238H97ZM136 237V236H135ZM134 237V238H135ZM146 237V236H145ZM189 237H191V236H189ZM201 237V236H200ZM77 238V237H76ZM83 238V237H82ZM81 238V239H82ZM96 238L94 239V240H96ZM99 238V237H98ZM102 238V237H101ZM104 238V237H103ZM118 238V237H117ZM130 238V237H129ZM144 238V237H143ZM160 238V237H159ZM158 238V239H159ZM166 238H164V239H166ZM169 238V237H168ZM168 238H167V240H168ZM171 238V237H170ZM169 238V239H170ZM172 238H173V236H172ZM182 238H183V236H182ZM197 238V237H196ZM204 238H207V237H204ZM74 239V238H73ZM105 239V238H104ZM123 239V238H122ZM121 239V240H122ZM157 239V238H156ZM176 239V237L173 239V240H175ZM189 239V238H188ZM193 239V238H192ZM202 239H203V237H202ZM67 240V239H66ZM68 240H70V239H68ZM115 240V239H114ZM119 240V239H118ZM129 240V239H128ZM128 240H127V242H128ZM139 240V239H138ZM143 240V239H142ZM162 240H163V238H162ZM161 240V241H162ZM171 240V239H170ZM170 240H168V241H170ZM179 240V239H178ZM189 240H191V239H189ZM194 240V239H193ZM197 240H199V239H197ZM203 240H205V239H203ZM74 241H75V239H74ZM130 241H131V239L129 240V243H130ZM135 241V240H134ZM161 241H157L158 243L159 242H161ZM165 241V240H164ZM176 241V240H175ZM192 241V240H191ZM190 241V242H191ZM196 241V240H195ZM206 241V240H205ZM204 241V242H205ZM209 241V240H208ZM67 242V241H66ZM69 242V241H68ZM103 242V241H102ZM102 242H101V244H102ZM108 242V241H107ZM107 242H106V244H107ZM121 242V241H120ZM163 242V241H162ZM181 243H182V241H180ZM179 242V243H180ZM193 242V241H192ZM197 242V241H196ZM199 242H201V241H199ZM264 242V241H263ZM62 243V242H61ZM73 243H77L76 241L75 242H73ZM92 243V242H91ZM95 243V242H94ZM97 243V242H96ZM117 243V242H116ZM119 243V242H118ZM125 243V242H124ZM129 243H127V244H129ZM134 243V242H133ZM142 243V242H141ZM147 243V242H146ZM170 243H171V241H170ZM175 243V242H174ZM180 243V244H181ZM187 243H188V241H187ZM195 243V242H194ZM209 243V242H208ZM216 243V242H215ZM78 244V243H77ZM100 244V243H99ZM126 244V243H125ZM124 244V245H125ZM145 244V243H144ZM163 244V243H162ZM177 244H178V242H177ZM206 244H207V242H206ZM216 244H218V243H216ZM255 244L257 245V248H259V246H261L262 245V241H260V239H259V237H257V239H256V241H255ZM70 245V244H69ZM90 245V244H89ZM110 245V244H109ZM108 244H107V246H109ZM132 245V244H131ZM138 245V244H137ZM159 245V244H158ZM188 245V244H187ZM68 246V245H67ZM71 246V245H70ZM85 246H87V243H86V245ZM128 246V245H127ZM130 246V245H129ZM144 246H146V244L144 245ZM156 246V245H155ZM160 246V245H159ZM165 246V245H164ZM175 246V245H174ZM190 246V245H189ZM197 246V245H196ZM213 246V245H212ZM218 246V245H217ZM224 246V245H223ZM111 247V246H110ZM118 247H119V245H118ZM138 247V246H137ZM166 247H167V245H166ZM171 247H173V245H171ZM182 247H183V245H182ZM184 247H185V245H184ZM194 247V246H193ZM210 247V246H209ZM247 247H249V246H247ZM39 248V247H38ZM71 248V247H70ZM72 248H73V246H72ZM108 248V247H107ZM113 248V247H112ZM117 248V247H116ZM116 248H114V249H116ZM120 248H121V244H120ZM124 248V247H123ZM131 248V247H130ZM142 248V247H141ZM170 248V247H169ZM186 249L188 248V247H185ZM192 248V247H191ZM207 248V247H206ZM212 248V247H211ZM224 248V247H223ZM68 249V248H67ZM104 249V248H103ZM163 249V248H162ZM161 249V250H162ZM167 249V248H166ZM173 249V248H172ZM179 249V247L177 248V250ZM182 249V248H181ZM181 249H179V250H181ZM184 249V248H183ZM197 249V248H196ZM195 249V250H196ZM214 249V248H213ZM71 250V249H70ZM106 250V249H105ZM128 250V249H127ZM126 250V251H127ZM130 250V249H129ZM134 250H135V248H134ZM144 250V252H147L145 249H143ZM159 250V249H158ZM157 250V251H158ZM173 250H175V249H173ZM208 250V249H207ZM217 250V249H216ZM46 251V250H45ZM71 251H73V250H71ZM74 251H75V249H74ZM96 251V250H95ZM95 251H94V253H95ZM102 251V250H101ZM107 251H110V250H108L107 249ZM115 251H118V250H115ZM114 251V252H115ZM120 251V250H119ZM124 251V250H123ZM166 251H168V250H166ZM183 251V250H182ZM187 251H188V249H187ZM190 251V250H189ZM188 251V252H189ZM197 251V250H196ZM209 251H210V249H209ZM226 251V252H227ZM259 251H261V250H259ZM61 252V251H60ZM69 252V251H68ZM67 252V253H68ZM80 252V251H79ZM127 252H129V251H127ZM159 252V251H158ZM172 251H170V253H171ZM198 252V251H197ZM196 252V253H197ZM205 252V251H204ZM247 252H249V251H247ZM254 252V251H253ZM71 253V252H70ZM69 253V254H70ZM93 253V254H94ZM119 253V252H118ZM123 253V252H122ZM122 253H119V254H122ZM175 253V252H174ZM176 253H177V251H176ZM191 253V252H190ZM193 253H194V251H193ZM209 253V252H208ZM212 253V252H211ZM211 253L210 254H208V255H211ZM215 253H217V252H215ZM214 253V251H213V254H215ZM244 253V252H243ZM63 254H65V253H63ZM68 254V255H69ZM75 254V253H74ZM158 254V253H157ZM207 254V253H206ZM205 254V255H206ZM245 254V253H244ZM248 253H246V255H247ZM250 254V253H249ZM261 254V253H260ZM3 255V254H2ZM7 255V254H6ZM59 255V254H58ZM66 255V254H65ZM77 255V254H76ZM134 254H132V256H133ZM144 255V254H143ZM167 255V254H166ZM178 255V254H177ZM189 255V254H188ZM187 255V256H188ZM192 255V254H191ZM195 255V254H194ZM203 255V254H202ZM243 255V254H242ZM262 255V254H261ZM13 257L15 256V255H12ZM19 256V255H18ZM57 256V255H56ZM70 256V255H69ZM78 256V255H77ZM96 256V255H95ZM101 256H102V253H101ZM115 256H116V254H115ZM119 256H121V255H119ZM118 256V257H119ZM141 256V255H140ZM175 256H176V254H175ZM212 256V255H211ZM241 256V255H240ZM8 257H9V255H8ZM42 257V256H41ZM55 257V256H54ZM72 257V256H71ZM100 257V256H99ZM111 257V256H110ZM131 257V256H130ZM137 257V256H136ZM170 257V256H169ZM177 257V256H176ZM186 257V256H185ZM191 257V256H190ZM201 257V256H200ZM203 257V256H202ZM205 257H207V259H208V256H205ZM210 257V256H209ZM19 258V257H18ZM43 258V257H42ZM59 258V257H58ZM57 258V259H58ZM62 258V257H61ZM68 258V257H67ZM85 258V257H84ZM109 258V257H108ZM124 258V257H123ZM122 258V259H123ZM132 258V257H131ZM130 258V259H131ZM167 258V257H166ZM174 258V257H173ZM172 258V259H173ZM178 258L179 257H177V260H178ZM193 258V257H192ZM197 258V257H196ZM219 258V257H218ZM249 258V257H248ZM20 259V258H19ZM26 259V258H25ZM41 259V258H40ZM60 259V258H59ZM66 259V258H65ZM70 259V258H69ZM99 259V258H98ZM106 259V258H105ZM113 259V258H112ZM120 259V258H119ZM121 259V260H122ZM145 259H146V257H145ZM172 259H171V261H172ZM185 259V258H184ZM186 259H188V258H186ZM194 260H195V258H193ZM192 259V260H193ZM211 259V258H210ZM217 259V258H216ZM39 260V259H38ZM71 260V259H70ZM73 260V259H72ZM71 260V261H72ZM110 260H111V258H110ZM116 260H118V259H116ZM126 260H127V258H126ZM131 260H133V259H131ZM168 260V259H167ZM166 260V261H167ZM189 260V259H188ZM191 260V261H192ZM199 260H200V258H199ZM204 260V259H203ZM23 261V260H22ZM60 261V260H59ZM62 261V260H61ZM100 261V260H99ZM105 261V260H104ZM107 261H109V260H107ZM128 262H129V260H127ZM170 261V260H169ZM179 261V260H178ZM181 261V260H180ZM197 260H195V262H196ZM201 261V260H200ZM206 261V260H205ZM208 262H210V260H207ZM26 262V261H25ZM29 262V261H28ZM63 262V261H62ZM92 262V261H91ZM110 262V261H109ZM108 262V263H109ZM115 262V261H114ZM121 262H124V260L123 261H121ZM134 262V261H133ZM159 262V261H158ZM188 262V261H187ZM194 262V261H193ZM193 262H192V264H193ZM195 262H194V264H195ZM213 262V261H212ZM216 262V261H215ZM39 263H41V262H39ZM51 263V262H50ZM66 263V262H65ZM86 263V262H85ZM132 263V262H131ZM135 263V262H134ZM133 263V264H134ZM168 263V262H167ZM170 263V262H169ZM43 264H45L44 262H43ZM57 264V263H56ZM97 264H99L98 262H97ZM105 264H107V262L105 263ZM117 264V263H116ZM122 264V263H121ZM166 264V263H165ZM178 264V263H177ZM181 264V263H180ZM187 264V263H186ZM204 264V263H203ZM263 264H264V261H263Z\"/></svg>",
	"mask_w": 264,
	"mask_h": 264
}]
</instances>
